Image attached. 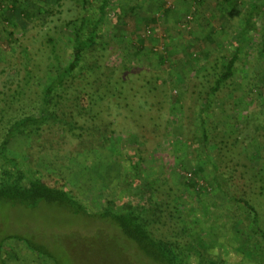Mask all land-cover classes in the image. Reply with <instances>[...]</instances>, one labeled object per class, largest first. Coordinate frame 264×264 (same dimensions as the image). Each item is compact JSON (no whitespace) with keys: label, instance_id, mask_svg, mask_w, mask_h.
Returning <instances> with one entry per match:
<instances>
[{"label":"trees","instance_id":"1","mask_svg":"<svg viewBox=\"0 0 264 264\" xmlns=\"http://www.w3.org/2000/svg\"><path fill=\"white\" fill-rule=\"evenodd\" d=\"M117 1L69 0L73 13L63 19L64 0L53 5L51 0H0L1 7L46 29L30 37L22 33L21 38L9 33L13 49L0 47V206L31 211L55 206L73 216L106 221L143 264H192L194 253L198 264H230L224 249L196 246L200 219L187 196L189 190L201 195L194 192L197 183L179 181L173 171L146 172L155 146L169 138L165 106L170 90L160 68H165L162 55L158 69L137 63L136 52L134 58L124 56L116 62L115 46L122 38L118 41L107 25H120L127 14ZM226 2L231 3L227 15L238 19L231 47L197 49L200 61L192 77L180 76L172 83L183 109L177 115L179 145L214 166L210 178L229 204L228 221L234 223L235 233L253 232L258 249L252 260L264 264V124L252 126L258 120L253 107L242 119L238 113L242 104L255 103L263 107L259 115L264 120V96L252 102L248 93L250 85H258L248 72L253 53H258V60L264 58V0H250L244 9L234 0ZM32 4L36 9L29 11ZM1 18L8 21L5 14ZM61 29L69 34L68 40L59 36ZM46 71L51 75L41 89L38 79ZM261 81L264 84V78ZM218 112L221 120L214 117ZM119 134L133 141L118 154L117 181L95 213L88 212L71 179L9 155L17 138H38L45 146H69L74 147L72 153H81L85 145L108 148ZM10 239L61 264L37 240L17 234L6 236L4 242ZM1 254L0 247L2 258ZM0 264L7 263L2 259Z\"/></svg>","mask_w":264,"mask_h":264},{"label":"rangeland","instance_id":"2","mask_svg":"<svg viewBox=\"0 0 264 264\" xmlns=\"http://www.w3.org/2000/svg\"><path fill=\"white\" fill-rule=\"evenodd\" d=\"M51 1L50 5H53L55 0ZM64 1L62 17L69 19L73 7L69 0ZM234 1L244 9L250 0ZM120 2L123 3V11L127 12L122 18V23L117 25L109 22L107 25L109 31L117 33L118 41L122 38L121 44L115 46L118 50L116 62L124 61V56L127 59L134 58L136 52L137 63L158 69V56L162 55L165 68H160L170 90V100L165 106L171 123L169 138L163 139L155 146L151 158L146 162V172L169 174L173 171L172 173L179 174V181H195L197 188L194 192L201 195L195 196L191 194L193 190H189L187 201L200 219L199 225L195 227L196 246L214 252L224 249L230 264H255L252 259L258 244L253 239V232L244 236L239 232L235 233L234 223L228 221L229 204L225 203L210 178L214 166L202 155H191L189 150L179 145V135L182 131L177 115L183 109L177 90L172 84L180 76L192 77L193 67L200 61L197 49L215 52L231 47V40L238 26V19H231L227 15L231 3L226 0H118L120 7ZM131 5L133 10L129 9ZM35 9V5H30L29 11ZM2 14H5L9 22L1 18ZM41 27L29 24L19 12H11L0 5L2 49L12 48L9 33L16 38H21L23 34L30 37L46 30ZM68 35L62 29L59 31L62 39L68 40ZM140 47L143 49L137 52ZM253 55L248 72L254 76L258 85H250L248 93L252 102H261L260 97L264 96V84L261 81L264 78V58L258 60L257 52ZM260 69L262 74L257 75ZM50 75L46 71L38 79L41 89L47 86ZM252 107L258 114V120H254L252 126H261L264 120L259 111L263 107L255 103L251 106L242 104L238 109L239 118L242 119ZM244 108H247V111ZM220 115V112L216 113V120H221ZM221 125L222 122L219 126ZM132 141V137L119 134L114 137L113 144L108 148L79 145L76 148L81 149L82 146V152L72 153L74 147L65 146L60 149L45 146L42 139L17 138L10 146L9 155L39 168L60 172L71 179L74 188L81 193L88 212L95 213L117 181L120 166L118 154L124 152ZM178 146L179 150H176ZM199 168L203 172H199ZM262 224L264 228V218ZM17 234L37 240L38 244L50 248L61 264H143L132 251H127L129 246L119 239L117 230L109 223L90 217L73 216L61 207L41 205L31 211L0 206V262L3 259L7 264H55L46 257L33 254L21 241L10 239L4 242L6 236ZM193 255L191 263L198 264V255Z\"/></svg>","mask_w":264,"mask_h":264}]
</instances>
